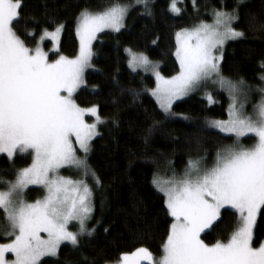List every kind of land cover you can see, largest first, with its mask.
I'll use <instances>...</instances> for the list:
<instances>
[{"label":"snow or ice","instance_id":"6c2138e0","mask_svg":"<svg viewBox=\"0 0 264 264\" xmlns=\"http://www.w3.org/2000/svg\"><path fill=\"white\" fill-rule=\"evenodd\" d=\"M244 2L236 0L231 11L214 9L212 23L202 21L178 32L175 55L180 71L170 79L155 72L157 85L152 91L160 108L175 115L171 112L175 100L209 80L218 83L227 89L232 101L229 119L213 120L209 126L233 135L234 143L217 152L211 167L204 158L190 159L180 177L173 174L172 179L161 181L154 175L153 185L163 193L173 218L162 255L157 259L141 247L122 254L117 264H264V242L254 246V226L264 209V86L255 89L260 98L253 104L252 114H246L244 105L236 100L244 81L234 83L220 70L225 43L244 36L233 27ZM136 3L151 14L149 0ZM21 8L22 0H0V153L10 159L17 153H27L32 162L16 173L15 181H3L7 188L0 191V210L7 226L2 235L11 239L0 243V264H47L44 258L58 257L62 244L77 248L81 237L95 231L87 223L93 210L92 189L85 179L65 177L60 170L75 168L99 183L87 155L91 141L99 135L97 125L104 121L96 106L80 107L73 94L83 84L85 70L91 67L93 40L106 29L119 32L129 5L83 9L77 17L78 54L75 58L60 55L54 62H49L41 44L49 39L58 50L64 25L58 24L53 31L44 29L31 49L15 30ZM169 10L181 13L177 0H171ZM251 19L255 21L256 17ZM259 26L264 28V22ZM129 63L134 68L147 69L150 65L142 54H132ZM260 67L264 69V62ZM259 79L264 85V74ZM207 99L214 102L211 95ZM86 115L95 117V122L87 123ZM152 131L148 129V134ZM250 134L255 143L244 147L241 138ZM29 185H42L46 189L44 198L25 202L22 194ZM225 207L239 215L238 227L227 242L206 244L201 233L213 227ZM69 225L77 231L69 230ZM8 254L14 259H8Z\"/></svg>","mask_w":264,"mask_h":264},{"label":"trees","instance_id":"16d2710c","mask_svg":"<svg viewBox=\"0 0 264 264\" xmlns=\"http://www.w3.org/2000/svg\"><path fill=\"white\" fill-rule=\"evenodd\" d=\"M170 3L171 0H149V15L136 0H22L15 30L27 46H35L44 29L53 31L58 24L64 25L60 52L50 53L51 61L58 55L74 58L78 54L76 26L83 9L129 5L124 27L119 32L101 33L93 44V68L85 73V86L75 96L82 108L96 106L104 120L99 135L91 142L88 157L99 183L85 179L93 192L94 216L90 226L95 231L81 237L77 248L63 245L58 257L44 259L47 264H111L119 261L122 254L141 247L159 256L173 219L163 193L153 185L154 175L180 174L190 159L204 155L213 159L234 141L208 125V121L227 118L230 100L225 91L213 92V104L202 94H194L176 103L173 111L178 117H170L151 94L155 79L129 68L127 49L156 62L163 76L176 75L180 70L175 55L176 34L202 21L210 22L214 9L231 11L236 0H195V6L193 0H177L179 15L169 10ZM239 17L233 27L244 36L224 47L220 70L234 83L243 80L252 92L264 86L259 79L264 74L260 67L264 62V28L259 26L264 22V0H245ZM53 20L55 23L49 22ZM44 48L50 51L51 42H46ZM31 161L27 153L12 159L0 154V189H6L3 181H13L16 173ZM212 163L211 160L208 165ZM28 195L33 200V195H42V190L32 188ZM238 223L239 215L225 209L202 239L209 245L218 240L227 242ZM6 226L0 210V229L3 231ZM10 239L2 236L0 242ZM263 240L264 209L256 221L254 246Z\"/></svg>","mask_w":264,"mask_h":264},{"label":"rangeland","instance_id":"374dc122","mask_svg":"<svg viewBox=\"0 0 264 264\" xmlns=\"http://www.w3.org/2000/svg\"><path fill=\"white\" fill-rule=\"evenodd\" d=\"M212 12L213 11H211L210 12V15H211V17H212ZM126 18V17H125ZM212 19H213V17H212ZM212 19L210 20V22H206V23H212ZM125 21V20H124ZM193 28V27H192ZM192 28H186V29H192ZM122 29V28H121ZM183 30H185V29H183ZM182 31V30H181ZM180 31V32H181ZM104 32H115V31H112V30H110V29H106ZM62 33V32H61ZM61 33H60V36H59V45H58V50H57V45L55 44V42H53V41H51V40H49V39H45L44 41H43V43L41 44V47L43 48V50L48 54V57H49V62H54L56 59H58L59 58V56L60 55H58V57L55 59V60H53V61H51L50 60V53H52V52H54V53H59L60 52V40H61ZM101 33H103V32H101ZM101 33H98L97 34V38H98V36L101 34ZM41 37V36H40ZM97 38L95 39V40H93V42H92V49H93V44L95 43V41L97 40ZM78 40H79V38H78ZM40 41V38L38 39V41H37V43ZM231 41H234V40H229V41H227L226 43H225V45H224V47L229 43V42H231ZM46 42H51V48H50V51H46V49L44 48V45H45V43ZM37 43H36V45H37ZM36 45L35 46H32V47H30V46H28L29 48H31V49H34L35 47H36ZM177 47H178V45H177ZM224 47H223V49H224ZM223 49H222V52H223ZM130 49H127L126 50V53H127V56H128V65H129V68L132 70V71H134V72H142V73H144V74H147V75H150V76H152L154 79H155V83H156V85H157V81H156V76H155V72H159L160 73V69H159V65L156 63V62H154V61H152V60H150L146 55H144V54H142V55H144V56H146L147 58H148V60H149V62H150V65H149V67L147 68V69H145V68H143V67H132V66H130V63H129V61H130V59H131V55L132 54H140V53H137V52H134V51H132V50H130ZM217 55H220V53L219 52H217L216 53ZM75 58V57H74ZM179 63V62H178ZM220 63H221V60H220ZM93 67H92V60H91V67L90 68H87L86 70H85V72H84V75H83V84L81 85V87L73 94V98L75 99V96L77 95V93H78V91L80 90V89H82L84 86H85V78H84V76H85V73L88 71V70H90V69H92ZM154 69V70H153ZM180 71V70H179ZM179 73V72H178ZM177 73V74H178ZM176 74V75H177ZM160 75L161 76H163L161 73H160ZM176 75H174V76H176ZM164 78H166V79H170V78H172V77H165V76H163ZM215 79H217L216 77H213V80H215ZM156 85H155V87L153 88V90L156 88ZM152 90V91H153ZM217 90H223V91H225L226 93H227V95H228V97H229V100H230V103L232 102L231 101V98H230V96H229V92L227 91V89H222L221 87H220V85L218 84V83H213L212 82V80H209V81H207L206 83H203V84H201L200 86H198V87H196L193 91H191L188 95H186V96H184V97H182V98H180V99H178V100H175L174 101V103H173V105H172V109H171V112L172 113H174V111H173V106L176 104V103H178V102H180V101H183V100H185V99H187V98H189L190 96H192V95H194V94H202L203 95V97L208 101V103L209 104H213V103H215V102H209V100L207 99V96L208 95H211L212 97H213V92H215V91H217ZM152 91H151V94H152ZM245 92H247L248 94H247V96H245L244 95V93ZM62 94H66V93H62ZM154 97V96H153ZM259 97V93H257L255 90L254 91H252L251 92V90L249 91V89L248 88H246V86L244 85V86H241V92H239V93H237L236 94V100H237V104L239 105V104H243L244 105V111L246 112V114H252V106H253V104H255L256 102H257V98ZM155 98V97H154ZM156 99V98H155ZM214 99V98H213ZM259 100V99H258ZM76 101V100H75ZM157 101V100H156ZM214 101V100H213ZM230 103H229V105H230ZM159 105V104H158ZM160 107V106H159ZM90 108V107H89ZM161 109V108H160ZM162 110V109H161ZM163 111V110H162ZM228 111H229V106H228V109H227V118H225V119H216V120H222V121H226V120H228L229 119V116H228ZM99 112V111H98ZM164 112V111H163ZM165 113V112H164ZM166 114V113H165ZM100 115V114H99ZM166 115H168V114H166ZM168 116H170V117H178V115H168ZM101 117V116H100ZM102 119V118H101ZM103 120V119H102ZM85 121L87 122V123H94L95 122V117H92L91 115H86L85 116ZM104 121V120H103ZM211 121H213V120H211ZM211 121H208V125H209V122H211ZM103 124V123H102ZM102 124H98L97 125V131L99 132V127L102 125ZM210 127V126H209ZM211 128H213V127H211ZM213 129H215V130H217V131H219L220 132V130L219 129H216V128H213ZM222 134H224V135H227V136H230V137H233L234 138V140H235V137L233 136V135H231V134H228V133H223V132H221ZM98 136V135H97ZM96 136V137H97ZM96 137H94L93 138V140L96 138ZM253 138V139H252ZM74 139V138H73ZM252 139V140H251ZM92 140V141H93ZM91 141V142H92ZM233 143H234V141H233ZM233 143H231V144H233ZM241 143H242V145L244 146V147H251L254 143H255V138L254 137H252L251 136V134L249 135V136H246V137H243V138H241ZM231 144H227V145H225V146H228V145H231ZM90 145H91V143H90ZM224 146V147H225ZM223 147V148H224ZM77 148H78V145H77ZM222 148V149H223ZM221 149V150H222ZM220 150V151H221ZM89 153H90V151H89ZM89 153H88V155H87V161H88V157H89ZM0 154H3V155H6L7 156V154L6 153H0ZM17 154H21V153H17ZM217 154V153H216ZM216 154H215V156H214V158L213 159H210L209 158V156H207V155H204V156H200L199 158H204V161H205V163H206V165L208 166V167H211L212 165H208V162L209 161H213V163H214V161H215V158H216ZM78 155L79 156H81V157H83L84 156V154L82 153V152H79L78 151ZM32 157V156H31ZM198 159V158H197ZM32 162V161H31ZM212 163V164H213ZM31 164V163H30ZM28 166H30V165H28ZM27 166V167H28ZM25 168V167H24ZM186 169V168H185ZM185 169L183 170V172H181L180 174H176V173H171V174H156L155 176L159 179V180H161V181H166V180H170V179H172L173 178V174H175L176 175V177H180V176H182L183 175V173H184V171H185ZM60 174L61 175H63V176H65V177H69V178H71V179H74V180H80V179H91V180H93V181H96L95 179H93L92 178V176L91 175H89L88 177H84L83 176V174L81 173V172H78L75 168H62L61 170H60ZM16 179V178H15ZM15 179L13 180V181H15ZM88 184V183H87ZM89 187H90V185H88ZM7 188V187H6ZM32 188H40L41 190H42V195H40V196H38V197H35V195H33V197H34V199L32 200L30 197H29V195H28V191L30 190V189H32ZM91 188V187H90ZM3 190H6V189H3ZM3 190H1L0 189V191H3ZM93 193V192H92ZM46 195V189H44V187L42 186V185H29L25 190H24V193L22 194V198L25 200V202H27V203H34L36 200H42L43 198H44V196ZM91 200H92V208H93V210H92V213H91V217H90V219L88 220V225H89V229L91 230L92 228H91V226H90V223L92 222V220H93V216H94V204H93V194H92V197H91ZM225 209H231V208H229V207H225V208H222L221 209V214H222V211L223 210H225ZM231 210H234V209H231ZM235 211V210H234ZM221 214H220V217H221ZM259 214V213H258ZM173 219V218H172ZM220 219V218H219ZM218 219V220H219ZM257 219H258V215H257ZM217 220V221H218ZM217 221H215L214 222V224L217 222ZM173 223V222H172ZM213 224V225H214ZM256 225V224H255ZM69 230H71V231H77V228L76 227H74L73 225H69ZM210 229H206L205 230V232L206 231H209ZM254 231H255V226H254ZM2 230L0 229V238H2ZM204 232V233H205ZM42 235H45L46 236V234H42ZM202 235H203V233H201V238H202ZM83 237H85V236H83ZM6 242H10V240L9 241H6ZM6 242H0V243H6ZM263 242H264V240H263ZM65 244H67V243H65ZM65 244H62L61 245V247L63 246V245H65ZM162 255V253L159 255V256H155L154 254H153V256L155 257V258H159L160 256ZM7 258L8 259H14V257L12 256V254H8V256H7ZM45 258H55V257H45ZM44 258V259H45ZM118 262V261H117ZM117 262H115V263H111V264H117ZM143 264H147V262L145 261V262H143Z\"/></svg>","mask_w":264,"mask_h":264}]
</instances>
